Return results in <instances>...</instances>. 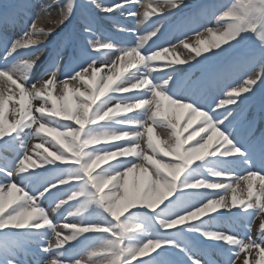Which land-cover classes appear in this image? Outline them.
<instances>
[{
	"label": "snow or ice",
	"instance_id": "6c2138e0",
	"mask_svg": "<svg viewBox=\"0 0 264 264\" xmlns=\"http://www.w3.org/2000/svg\"><path fill=\"white\" fill-rule=\"evenodd\" d=\"M35 7L0 4V264H264V0Z\"/></svg>",
	"mask_w": 264,
	"mask_h": 264
},
{
	"label": "rangeland",
	"instance_id": "374dc122",
	"mask_svg": "<svg viewBox=\"0 0 264 264\" xmlns=\"http://www.w3.org/2000/svg\"><path fill=\"white\" fill-rule=\"evenodd\" d=\"M48 2H50V0H30V3L31 4H33V5H36V7L35 8H33L32 9V12L33 13H40V5H42V4H44V3H48ZM38 24L40 25V26H43V27H45V28H47L48 26H49V24L47 23V21H46V19L45 20H43V19H41V20H39L38 21ZM207 35L206 36H204V37H202V38H204V39H207ZM203 46H206V45H203ZM202 46V47H203ZM6 108H10V106L9 107H6ZM9 118H11V111H10V114H9ZM159 131V130H158ZM260 219H264V217H260V218H258L257 220H256V223H255V225H256V227H258V225H259V220ZM238 264H239V262H238Z\"/></svg>",
	"mask_w": 264,
	"mask_h": 264
},
{
	"label": "bare ground",
	"instance_id": "6f19581e",
	"mask_svg": "<svg viewBox=\"0 0 264 264\" xmlns=\"http://www.w3.org/2000/svg\"><path fill=\"white\" fill-rule=\"evenodd\" d=\"M43 20H45L44 18H42ZM207 39H210V37L208 36ZM180 54L181 56H184L185 55V51L184 50H180Z\"/></svg>",
	"mask_w": 264,
	"mask_h": 264
}]
</instances>
